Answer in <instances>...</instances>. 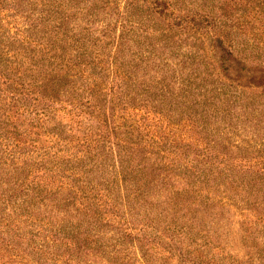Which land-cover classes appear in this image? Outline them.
<instances>
[{
  "label": "trees",
  "instance_id": "16d2710c",
  "mask_svg": "<svg viewBox=\"0 0 264 264\" xmlns=\"http://www.w3.org/2000/svg\"><path fill=\"white\" fill-rule=\"evenodd\" d=\"M224 43L241 61L243 43L264 55V0H0L1 262L74 264L82 248L124 264L108 255L130 241L160 264H264V142L231 112ZM63 101L76 127L55 116ZM178 106L187 137L122 122ZM26 112L50 119L78 176L17 164L46 127ZM230 207L246 215L241 256L210 225Z\"/></svg>",
  "mask_w": 264,
  "mask_h": 264
},
{
  "label": "rangeland",
  "instance_id": "374dc122",
  "mask_svg": "<svg viewBox=\"0 0 264 264\" xmlns=\"http://www.w3.org/2000/svg\"><path fill=\"white\" fill-rule=\"evenodd\" d=\"M118 1L119 3H122L123 0ZM233 34H235V37L238 40L241 39L244 41L243 35L236 33ZM250 42L251 41L247 40V42L245 43L250 44ZM249 44H240L245 48L246 53L250 55V59L246 60V62L244 60H238L235 56L228 54L224 50L226 48L225 43L224 45L219 46L221 47L219 50L220 56L218 62L219 77H221L222 81L224 80V73H227L231 77H233L234 80L231 82H234L235 84L230 88L231 93L233 94V96H231L230 98L233 99L232 103L236 106H231L230 109H235V107L236 109H231V112L235 113V116L237 115V117H247L245 122L247 124H253L251 128L256 131L255 137L257 138V140H261L264 142V93H262V91L264 90V61H261L264 59V55L262 54V52L257 51L254 47L250 46L251 44ZM253 58H255V60H253ZM220 63L222 64L221 67ZM220 86L222 87V90L228 89L221 84ZM239 93V96L236 95V97H234V94ZM219 95L223 97L224 94ZM240 97L246 98V100L244 102H241ZM63 102L64 103H57V113L55 114V116H57L60 121L66 124L67 127H70V125L72 127H76V125L78 124L74 123L76 121H72L75 120V118L69 119L71 115L66 111L67 109H60V105H65V108H69V106L65 104L66 102ZM220 107L224 108L226 107V105H220ZM127 111V114H129V116L127 117L128 119L126 118L127 120L125 119L126 121L122 122L130 123V121L135 119V123L138 122L139 129L143 133L156 134L159 129L165 126L167 129L170 128L171 132L175 134L174 138L179 139L181 137H187L189 135V129L186 127V123L176 121L179 119L180 114L184 113L183 110H181L180 106L176 107V109H174V112H169L170 114H168V117H163L156 113L148 114L145 110L137 108L128 109ZM26 114L29 116H35L36 118H34L33 121H40L37 122V124L42 123L43 127H45V125L46 127L44 129L42 128V130H40L38 134H31V137L35 139V142L40 144L38 145V147L32 148V146H30L28 149H22L23 152L18 157L17 164H22L24 168H30L38 173L44 171L45 173L52 174L54 175L55 179L66 175V177H68L67 180H70L72 179L73 175L78 176V174H73L71 177L69 175L71 173L69 167H78V165H75L74 163V161H76L75 156L69 155L70 153H76V151L71 148L63 147L58 143H53V141L51 140V136L55 132H53L52 128H49L47 126L51 123L49 121L50 119H41L42 113L39 116L35 113H31V115L30 113L26 112ZM44 116L47 117L48 115ZM26 120H28V118L25 119V122ZM195 120L196 123L204 122L207 127L212 124L209 118H207L206 121L196 117ZM18 121L22 122V117L18 119ZM91 124L93 123L91 122ZM85 125L86 123L83 126ZM219 127H221V125H219ZM37 128L39 129V126ZM231 138L233 141L239 139V137L234 133H231ZM54 152L58 155H56ZM248 155L252 156L254 154L252 152H249ZM67 156H70L71 161L62 158ZM2 166H4V164L0 162V170L2 169ZM260 193L262 195L263 191H260ZM243 216L245 217L246 215L239 212L234 207H230L229 209L216 210L215 217L221 218L217 224H210L212 227L217 228L218 231H222L220 233V242L228 244V246H226V249H230V251L236 250L235 253L237 254V256H241V254L246 250V248L242 245L241 239L243 233V230H241L244 220ZM126 244L127 246H129L127 251H112L108 256H116L119 258V260L122 256H124L123 260L126 261V263L124 264H160L161 261L156 260L153 257L151 260L143 258V256H141V253L137 249V245H131L130 241H127ZM78 256H80V259H77V264H115L114 262L107 260V255L102 251L96 252L86 249L83 251V249L80 248ZM0 264L6 263H2L0 259ZM168 264H176V258H173L168 262Z\"/></svg>",
  "mask_w": 264,
  "mask_h": 264
}]
</instances>
